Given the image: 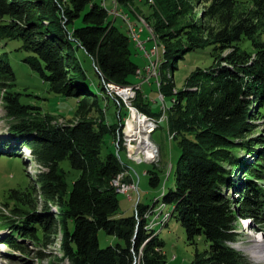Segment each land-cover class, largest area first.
Segmentation results:
<instances>
[{"label": "trees", "instance_id": "16d2710c", "mask_svg": "<svg viewBox=\"0 0 264 264\" xmlns=\"http://www.w3.org/2000/svg\"><path fill=\"white\" fill-rule=\"evenodd\" d=\"M102 1L0 0V40L16 41L12 49L25 54L24 61L51 92L78 102L75 120L54 123L51 115L33 116L31 106L13 89L17 77L8 52H0L5 108L16 121L10 129L42 167L29 189L11 190L6 196L3 204L8 207L13 201L10 211L18 217L5 218L6 225L19 238L34 241L41 232L42 241L51 242L60 231L62 258L69 264H168L157 227L147 225L145 214L151 205L139 201L134 215H119L112 182L128 166L119 153L103 154L105 136L111 134L115 143L123 123L107 121L102 100L113 102L117 117L126 114L107 84L133 85L143 66L133 59L138 52L135 42L115 24L117 17L111 20ZM118 1L124 12L134 2ZM153 1V16L147 21L165 49L159 92L165 100L171 98L167 124L180 151L175 183L163 188L162 202L171 206L172 218L181 222L191 244L200 236L207 243L204 250H196L190 264H253L232 243L238 237L237 217L255 220L264 212V134L255 135V120L264 119V0H250L249 6L240 0ZM201 2L209 4L204 16L212 24L195 18L183 21ZM245 42L251 50L243 47ZM206 48L217 52L212 54L217 62L206 69L197 67L175 91L167 71L174 73L186 52ZM134 104L149 117L163 114L153 113L148 101ZM65 161L79 173L71 184ZM238 171L242 181L234 179ZM147 174L152 186L160 185L156 168ZM225 188L239 192L237 207ZM32 194L46 201L44 213L37 211ZM100 230L119 242L101 247ZM17 241L4 242L20 249Z\"/></svg>", "mask_w": 264, "mask_h": 264}, {"label": "rangeland", "instance_id": "374dc122", "mask_svg": "<svg viewBox=\"0 0 264 264\" xmlns=\"http://www.w3.org/2000/svg\"><path fill=\"white\" fill-rule=\"evenodd\" d=\"M240 1L245 6L250 4V0ZM102 3L109 8L111 20L117 17L114 21L115 24L122 30L128 31L131 40L135 42V46L138 49V52L134 53L133 59L140 66H143L140 68L141 73L137 72V76L134 79L136 82L132 85L135 87V94L126 100L127 103L116 95L126 114L122 113L121 117H117V109L113 102L106 103L105 100H102V106L106 110L107 121L117 123L120 120L123 123L117 132L115 143L111 134L105 136L103 154L109 152L119 153L123 162L128 166V170L125 172V175L129 176L127 181L134 183L126 192H118L120 201L119 215H134L139 201L143 204L151 205V209L147 212H152V210L153 212L150 213L151 217L146 218L148 221L147 225H149V228L157 227L156 234H159L160 239L164 243L161 251L165 253L168 264H190L194 259L196 250H204L207 247V243L204 237L200 236L197 238L196 243L191 244L187 239L185 228L181 222L174 217L172 218L173 211L170 208L171 206L162 202L163 195L161 194L163 193V188L166 187V190H168L175 183V170L178 165L180 151L176 143L171 140L173 134L167 124L169 119L168 105L171 104V98L168 96L165 100L164 93L159 92L163 75L160 71V60L161 54L165 49L158 41L152 26L147 21V17L152 18L151 16H153L154 6L151 3L155 5V2L153 0H149V2L146 0H134L133 6L129 7L125 12V8L119 4L118 0H103ZM208 5L206 2L196 3L191 15L187 16L183 21L194 20L195 18L200 23L212 24L213 21L204 16V10ZM143 34L146 36L144 37ZM261 39L264 40V35ZM16 44L18 45L16 41L0 40V52H8L9 61L17 77V84L13 89L21 93V101L23 103L31 106V114L40 117L51 115L54 123H65L72 119L75 120L74 113L77 108V100L51 92L49 85L24 61L25 54L12 49ZM243 47L251 50L250 42L243 43ZM211 51V49L206 48L205 50L186 52L183 58L177 60V68L174 73L170 70L167 71L166 76L175 82V91L185 85L186 79L197 67L206 69L217 62V59L214 60L212 56V54H217V52L211 53ZM229 51L230 49L225 50L222 56H225ZM5 91L6 89L0 86V242H4L5 239L11 240L15 238L21 248H12L7 243L0 245V264H58L59 262L69 264L68 260H63L62 258V233L60 231L53 237L51 242H43L41 232L39 240L34 241L31 238L21 239L6 225L5 218H18L14 217L10 211L14 206L13 201L8 204V207L3 204L7 201L6 196L9 195L11 190L26 191L29 189L35 184V179H37L42 167L31 155L32 150L21 145L20 138L14 135L10 129L11 125L16 121L7 115L4 100ZM109 94L115 95V93ZM136 100L140 102L148 101L153 113H158L162 110V113L167 116V118L165 115L161 118L163 120L159 122L156 132H153L155 133L154 137L153 133L150 137L157 147V156L153 160L142 159L139 162L133 157L134 155L130 157L129 153L131 154V152L127 149L130 143L133 145L139 143L137 138H129V133L126 129L127 120H132L131 111L133 110L134 112L137 109L142 111L134 104ZM128 104L131 106L130 109ZM255 122L258 125L255 135L264 134V119H256ZM124 138L127 140V147L125 146L127 143ZM4 144H10L11 147H4ZM241 154L249 160H253L251 156L245 155L244 152H241ZM64 166L72 172L69 177V183L71 184L72 177H77L79 173L70 167L68 161L64 162ZM153 168H156L161 177V183L157 187L150 184V175L147 174V171ZM241 175L243 173L236 172L234 179L242 181L240 179ZM224 194L231 200L233 207H237L239 192L232 188H225ZM32 199L33 203L36 204L37 211L44 213L47 205L46 201L40 195L34 194H32ZM162 203H165V206ZM49 206L53 209V212H59L57 205L49 203ZM236 231L238 237L232 243V246L240 250L251 263L264 264L263 260L255 259L245 249L252 246L255 241L264 239V212H261L255 220L247 217H237ZM98 236L100 246L103 248L119 242L117 237L109 235L105 230H100ZM40 255L42 257H39ZM137 262L140 263L139 260Z\"/></svg>", "mask_w": 264, "mask_h": 264}, {"label": "bare ground", "instance_id": "6f19581e", "mask_svg": "<svg viewBox=\"0 0 264 264\" xmlns=\"http://www.w3.org/2000/svg\"><path fill=\"white\" fill-rule=\"evenodd\" d=\"M107 89L109 91L108 87H107ZM118 97H120V99H122L125 103H127L126 100L130 98V97H128L127 94H118ZM138 114H142V116L145 119L141 118V120H140L138 115L134 114L135 123H133V124L130 123L128 125L127 132L129 133L128 134L129 138H137L139 143H137L136 145H133L130 143L127 149L130 151H141L146 156V158L153 157V159H154V158H156L155 156H157L156 155L157 149H154V146H153L154 144L151 142V140L149 138V131L151 129H149L150 125L148 124V122L150 124H159L160 118L156 119V118L149 117V116L143 114L142 112H140L139 110H138ZM124 140H126V139H124ZM126 143H127V140H126ZM127 145H128V143L125 144L126 147H127ZM130 147H132V148H130ZM31 155H33V154L31 153ZM116 181H117V179L114 180L112 183L114 184V183H116ZM146 218H149V217H146ZM2 244H5V243H0V245H2ZM1 247H5V246H1ZM245 249H247L251 253V255H253V257L255 259H259V260L264 261V239H261L259 241H255L252 246L247 247Z\"/></svg>", "mask_w": 264, "mask_h": 264}, {"label": "built area", "instance_id": "2783aa9c", "mask_svg": "<svg viewBox=\"0 0 264 264\" xmlns=\"http://www.w3.org/2000/svg\"><path fill=\"white\" fill-rule=\"evenodd\" d=\"M134 33V31H133ZM153 53L155 54V52L153 51ZM137 72H140L141 73V70L138 69ZM107 87L109 88V93H115V95L118 96V94H127L128 97H131L135 94V87L132 86V85H126V86H120V85H117V84H114V83H108L107 84ZM162 95V94H161ZM163 96V95H162ZM133 106V105H132ZM127 107V106H126ZM128 107L129 109L131 108V106H129L128 104ZM133 109V108H132ZM131 111V110H130ZM132 112V120H134V114H137L139 119L141 120L142 119H145L142 114H138V109L137 111H134L133 110L131 111ZM130 112V113H131ZM165 115V117L167 118L166 114L164 113L161 117H160V122L163 120L161 119L163 116ZM130 119L127 120V123H126V129L128 128V125L129 123L132 121ZM135 123V120L132 122V124ZM148 124L150 125L149 129H151L149 131V138L152 136V133L155 132V130L158 128L159 124H150L148 122ZM148 125V126H149ZM126 139V138H124ZM131 139V138H130ZM151 142L153 143L152 139L150 138ZM154 144V143H153ZM154 149H157L156 145L154 144ZM131 154L129 153L130 157H132V155H134L133 157L135 159H137L139 162L142 161V159H146V160H153V157L151 158H146V156L143 154V152L141 151H130ZM124 178V180H123ZM132 185H134L133 182H129V181H126V175L125 173H121L118 177H117V181L116 183H114V186L116 187L117 189V192H126ZM145 217H151L150 216V212H147L145 214Z\"/></svg>", "mask_w": 264, "mask_h": 264}, {"label": "crops", "instance_id": "0c3cea01", "mask_svg": "<svg viewBox=\"0 0 264 264\" xmlns=\"http://www.w3.org/2000/svg\"><path fill=\"white\" fill-rule=\"evenodd\" d=\"M144 34H145V33H144ZM144 34H143V36L145 37L146 35H144Z\"/></svg>", "mask_w": 264, "mask_h": 264}]
</instances>
